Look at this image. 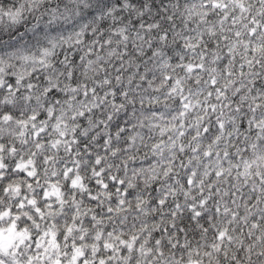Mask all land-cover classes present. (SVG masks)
Here are the masks:
<instances>
[{
    "label": "snow or ice",
    "instance_id": "obj_1",
    "mask_svg": "<svg viewBox=\"0 0 264 264\" xmlns=\"http://www.w3.org/2000/svg\"><path fill=\"white\" fill-rule=\"evenodd\" d=\"M0 264H264V0H0Z\"/></svg>",
    "mask_w": 264,
    "mask_h": 264
}]
</instances>
